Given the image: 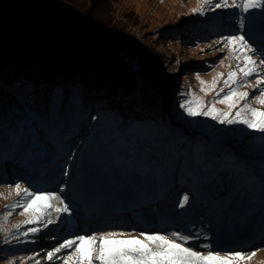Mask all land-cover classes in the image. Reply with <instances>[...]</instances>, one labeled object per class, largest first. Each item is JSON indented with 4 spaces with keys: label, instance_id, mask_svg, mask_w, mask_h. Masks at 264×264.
I'll list each match as a JSON object with an SVG mask.
<instances>
[{
    "label": "rangeland",
    "instance_id": "obj_1",
    "mask_svg": "<svg viewBox=\"0 0 264 264\" xmlns=\"http://www.w3.org/2000/svg\"><path fill=\"white\" fill-rule=\"evenodd\" d=\"M5 1L15 0H0V3ZM30 1L43 8L44 4L48 6L47 0ZM50 1L59 4L65 12H74L71 2L79 0ZM96 1L98 6L107 8L113 23L123 27L129 37L127 53L117 55L120 61L158 97L159 104L152 106L155 112L144 117L143 108L131 109L129 102L126 108L131 110L128 115L132 119H127L124 108L113 104L114 99L101 97L109 118L97 115L93 120V111L87 104L84 114L77 116L83 121L76 119L57 138L50 124L59 123L60 116L44 121L21 113L26 124L33 123L42 129L55 149L51 153L28 154L23 158V166L14 161L15 165L6 170V179L0 167V215L6 205L17 199L8 187L16 182L42 191L58 192L63 186L62 195L73 214L36 236H21L20 242L9 239L5 243V235L10 237L15 225L25 219L14 214L0 230V264H35L36 259L49 264L46 252L66 238L109 230L140 232L143 222H151L155 217L170 218L177 225L161 233L192 234L202 229L209 234L214 248L256 251L249 264H264V175L262 178L248 173L253 171V157L255 163L264 166V144L259 149L248 145L256 138L264 142V134L242 125H220L209 118H191L179 108L180 94L189 88L205 101L212 99L214 93L205 96L200 91L196 74L210 83L216 72H227L224 66L212 68L224 55L213 41L238 31V11L220 9L205 16L194 15L192 9L198 7V0ZM44 9L48 10L49 6ZM85 23L96 24L91 17ZM256 30H264V15L260 11L249 14L245 32L256 46L264 47V35ZM199 32L204 34L196 42ZM4 38H0V48L5 40H13ZM134 39L138 40L136 44ZM136 47L163 55V74L172 78V84L165 90L139 74L136 62L128 58ZM164 51L169 53V58ZM232 63L234 68L236 62ZM97 97L99 100L100 95ZM217 108L223 110L224 106L218 104ZM108 129L110 132H105ZM111 136L114 138L110 139ZM38 141V136L32 134L29 146L36 148ZM244 146L252 147L253 151L244 150ZM2 162L5 161H0V165ZM200 162L206 167L195 172ZM65 170L67 176L63 175ZM184 194L190 200L181 209L178 201ZM97 198L101 200L93 201ZM102 203L108 207L115 204L116 208L97 217L91 212L98 211ZM196 242L200 243L199 240L193 243ZM29 256L34 259L29 260Z\"/></svg>",
    "mask_w": 264,
    "mask_h": 264
},
{
    "label": "trees",
    "instance_id": "obj_2",
    "mask_svg": "<svg viewBox=\"0 0 264 264\" xmlns=\"http://www.w3.org/2000/svg\"><path fill=\"white\" fill-rule=\"evenodd\" d=\"M47 3L48 10L30 0L0 4V38L13 39L5 40L0 48V161H5L0 167L3 179L8 177L5 175L8 166L15 162L23 166V158L28 154L51 153L55 149V144L46 140L40 127L23 121L22 112L44 121L60 116L59 123H47L57 138L76 119V122L83 121L77 116L84 114L87 104L94 116L109 118L101 97L114 99L113 104L124 108L127 119H132L128 115L131 110L126 108L129 102L131 109L142 107V116L147 117L155 112L152 106L159 100L117 56L127 53L129 37L123 27L113 23L107 8L98 6L96 0L93 4L91 0H79L71 2L74 12H65L59 4L50 0ZM88 17L96 24L85 23ZM203 34L197 33L196 42ZM128 58L136 62L139 74L161 90L172 84V78L163 74V55L136 47ZM105 132L109 133L110 129ZM32 134L39 139L36 148L29 146ZM261 143L264 144L256 138L248 145L259 149ZM245 146L244 150L253 151L252 147ZM253 158V171L248 173L263 178L264 166L255 163L256 158ZM205 167L200 162L195 172Z\"/></svg>",
    "mask_w": 264,
    "mask_h": 264
},
{
    "label": "snow or ice",
    "instance_id": "obj_3",
    "mask_svg": "<svg viewBox=\"0 0 264 264\" xmlns=\"http://www.w3.org/2000/svg\"><path fill=\"white\" fill-rule=\"evenodd\" d=\"M220 9H235L239 13L238 31L213 41L224 55L212 68L224 66L227 72H216L210 83L196 74L200 91L205 96L214 95L205 101L189 88L180 94L179 108L191 118H209L220 125H242L252 132L264 134V47L256 46L245 32L250 13L260 11L264 15V0H198V7L192 9V13L205 16ZM225 60H228L227 65ZM233 61L236 62L234 68ZM218 104L224 109L217 108ZM63 175L67 176L68 171L65 170ZM8 187L17 199L6 205L5 212L0 215V230L14 214L25 219L22 224L15 225L10 237L5 235V243L9 239L20 242L21 236H36L44 229L61 223L63 217L73 214L62 195L63 186L58 192L37 190L21 182ZM189 200V195L184 194L178 201V207L185 208ZM210 239L202 229L192 234L179 231L92 232L62 240L46 252V259L49 264H57V261L59 264H249L257 254L256 251L219 250L214 248ZM198 240L204 242L193 246V242ZM28 259L33 260L34 257L29 256ZM35 264H41L40 260L36 259Z\"/></svg>",
    "mask_w": 264,
    "mask_h": 264
},
{
    "label": "bare ground",
    "instance_id": "obj_4",
    "mask_svg": "<svg viewBox=\"0 0 264 264\" xmlns=\"http://www.w3.org/2000/svg\"><path fill=\"white\" fill-rule=\"evenodd\" d=\"M174 26L175 25H173L172 27H174ZM255 32L258 33V34H260V35H264L263 34L264 33V30H260V32H259V30L258 31L256 30ZM137 42H138V40L137 39H134V43L136 44ZM165 51H164V53H165L164 55L169 58V56H168L169 53L168 52H165ZM100 200L101 199H98L97 198V199H94L93 201H100ZM125 205H127V204H124L123 206L124 207H128L129 206V205L128 206H125ZM117 207H119V206H117ZM160 207L163 208L164 206H160ZM112 208H116V205L113 204V205H111V206L108 207V206H105V204L102 203V206L99 207L98 211H92L91 213L95 212L94 214L97 215V217H99L100 215H102V213H105L107 210L112 209ZM172 222L173 221H170V218L169 219L168 218L164 219L163 217L162 218L155 217L154 219H152L151 222H147V221L143 222V225L140 226V229H142L143 231H146V232L147 231L161 232L162 230L165 231V229H167V230L172 229V228H170L172 226H176L177 227V225L173 224ZM185 234H187V233H185ZM255 238H257V237H255ZM199 242L201 243V242H203V240H199ZM235 244H237V243H235ZM196 245H198V242L193 243V246H196ZM218 246H220V244ZM231 246L232 245H230V247ZM224 248H226V247H224Z\"/></svg>",
    "mask_w": 264,
    "mask_h": 264
},
{
    "label": "water",
    "instance_id": "obj_5",
    "mask_svg": "<svg viewBox=\"0 0 264 264\" xmlns=\"http://www.w3.org/2000/svg\"><path fill=\"white\" fill-rule=\"evenodd\" d=\"M31 2H33V1H31ZM0 4H3L2 2L0 3ZM41 6V5H40ZM44 8H48V6L46 5V4H44ZM44 8H43V6H42V9L44 10Z\"/></svg>",
    "mask_w": 264,
    "mask_h": 264
}]
</instances>
